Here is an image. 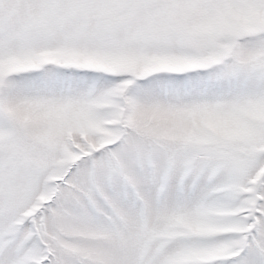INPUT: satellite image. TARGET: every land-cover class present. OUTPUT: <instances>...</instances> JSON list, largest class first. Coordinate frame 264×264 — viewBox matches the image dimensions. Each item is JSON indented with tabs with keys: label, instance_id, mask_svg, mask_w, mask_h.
I'll return each mask as SVG.
<instances>
[{
	"label": "snow or ice",
	"instance_id": "6c2138e0",
	"mask_svg": "<svg viewBox=\"0 0 264 264\" xmlns=\"http://www.w3.org/2000/svg\"><path fill=\"white\" fill-rule=\"evenodd\" d=\"M0 264H264V0H0Z\"/></svg>",
	"mask_w": 264,
	"mask_h": 264
}]
</instances>
